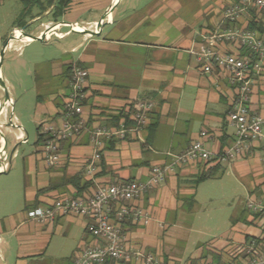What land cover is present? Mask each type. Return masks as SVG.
<instances>
[{"label":"crops","instance_id":"1","mask_svg":"<svg viewBox=\"0 0 264 264\" xmlns=\"http://www.w3.org/2000/svg\"><path fill=\"white\" fill-rule=\"evenodd\" d=\"M6 1L9 0H0V31L10 21L9 37L18 30L38 37L52 29L50 40L43 43L50 46L54 55L22 61L19 66L26 68L45 60L50 77L58 83L46 95V101L41 96L36 99L37 139L34 146L37 154L27 161L26 172L32 175V181L31 184L24 182L22 187V210L11 211L10 206L17 201L10 200L4 191H0V260L3 264H73L90 241L89 221L64 216L52 223H41L29 219V211L48 208L63 198H87L97 186L145 182L153 167L168 164L171 156L186 151L203 131L208 135L204 143L211 153H219L232 145L234 129L227 124L226 115L234 97L233 87L216 73H201L190 51L198 50L202 36L220 34L231 28L224 16L238 0H206L193 21L183 18L186 7L175 0L144 6L139 5V0H70L56 22L51 17L54 6L40 14L37 5L25 8L20 0L23 10L11 15L12 11L1 9ZM172 16L178 19L172 20ZM102 19V25L98 26ZM17 23L18 26H14ZM252 23L256 24L254 30L249 29ZM68 25L96 35L75 32ZM233 26L254 32L264 44V22L257 21L254 10L239 16ZM223 42L220 47L226 53L240 57L247 54L246 49ZM31 43L21 40L15 49L21 51ZM73 64L88 72V97L83 105L82 118L89 131L97 126L118 127L120 121L133 113V105L145 100L152 103L148 125L140 132L139 139L127 135L123 140L104 142L102 149L92 144L87 131L76 139L61 142L59 164L47 167L40 155L41 146L50 138L46 129H58L62 125L63 103L69 92ZM36 79L37 83L42 80L38 72L37 76L34 75L33 87ZM249 108L264 120V75L255 79L251 86ZM17 121L12 116L7 126L18 127L14 133L15 141V137L20 136L27 142ZM125 123L128 127L131 125L130 121ZM40 136L42 140L37 143ZM16 148L9 158L8 171L11 160L16 157ZM262 154L263 143L260 142L252 148L250 156L230 164L220 163L212 171L214 178L211 179L220 178L228 167L239 172L240 177L254 179ZM95 155L98 156L96 160ZM89 164L94 168L92 176L87 174ZM214 164L176 168L173 173L166 174L160 185L136 201L149 220L134 223L126 218L123 221L127 247L144 249L145 255L153 259L152 264L227 263V246L241 244L251 235L243 234L242 228L257 232L246 209L232 217L231 234L223 238L225 241L217 248L210 250L198 246L185 259L173 256L175 240L166 234L170 226L175 227L180 221L182 213L194 212L196 180L204 169ZM260 183L254 182L248 194L257 190ZM245 213L250 219L244 217ZM53 238L61 240L56 241L60 248L49 253ZM68 245L70 252L66 251ZM104 264L141 263L132 260Z\"/></svg>","mask_w":264,"mask_h":264},{"label":"built area","instance_id":"2","mask_svg":"<svg viewBox=\"0 0 264 264\" xmlns=\"http://www.w3.org/2000/svg\"><path fill=\"white\" fill-rule=\"evenodd\" d=\"M255 11L257 21L264 22V0H238L225 13V20L231 28L220 34L202 36V43L197 51H190L195 56L199 70L203 74L216 73L233 87L234 97L230 102V110L226 115L227 124L234 129L232 145L219 152L211 153L205 146L206 132H201L198 139L193 141L188 149L179 155L170 157V162L162 167L151 169L145 182L128 181L107 186H97L91 196L87 198H63L55 201L48 208H37L29 211L27 217L41 223H52L58 217L76 216L87 219V230L90 241L80 251L73 264H104L107 261L135 260L141 264H152V258L145 255L144 249H131L126 245L123 234V221L130 218L134 223L149 220L136 204L150 189L160 185L166 174L173 173L176 168L194 164L231 163L251 155L252 148L263 143V154L260 157L259 173L262 176L258 189L252 191L246 202L245 209L251 215V221L257 232L249 235L241 244L233 245L227 254L229 261L223 264H264V135L262 127L264 120L254 114L250 108L251 86L255 79L264 75V44L254 32L236 29L233 23L236 19ZM15 36V31L12 33ZM52 32L38 36L48 42ZM16 41H21L16 39ZM228 41L239 49H246L243 57L226 53L220 46ZM8 50H14L11 45ZM87 70L79 65L70 67L69 92L63 103V122L60 128H47L49 139L42 145L40 155L47 167L59 164V145L66 140H73L83 133L89 132L90 141L97 149H102L103 143L113 139L123 140L127 135L139 139L140 132L148 125V115L152 109L149 100L137 101L133 105V113L128 115L131 125L124 121L116 128L97 126L90 131L82 118L83 105L88 97L86 82ZM8 106V105H7ZM6 111V110H5ZM16 129L18 127L15 126ZM20 137V136H19ZM15 137L17 141L25 143L22 137ZM1 145V143H0ZM98 158L94 156V160ZM0 172H7L9 168L7 154L0 150ZM93 165L87 166V174L92 176ZM204 264H213L205 262Z\"/></svg>","mask_w":264,"mask_h":264},{"label":"rangeland","instance_id":"3","mask_svg":"<svg viewBox=\"0 0 264 264\" xmlns=\"http://www.w3.org/2000/svg\"><path fill=\"white\" fill-rule=\"evenodd\" d=\"M158 1L165 3L169 0H139V5L144 6ZM175 1L186 7V13L183 18L187 21L189 19L193 21L194 17H197L198 9L204 6L203 4L206 0ZM1 9L7 10V12L12 11L11 15H13L14 12L21 11L22 3L20 0H9L5 2ZM171 19L176 20L178 18L172 16ZM10 24V21L4 24V28L0 31L2 36L0 39V50L9 37ZM36 24L28 28L27 32ZM14 26H18V23ZM13 44L16 47L19 41ZM52 55L54 53L50 46H46L42 42L32 41L28 47L24 46L21 51L17 49L8 50L2 57L0 72L5 82L8 97L12 99V102L8 106H4L6 111L0 116V126L6 142L5 151L7 152L8 162L15 146H17V154L11 160L9 171L5 174H0V191H4L10 200L17 201V204L12 203V206H10L11 211L22 210L24 206L20 205L22 187L24 182L31 184L32 181V175H28L26 170L29 157L37 154V149L34 146L37 139V126L34 122L37 96H41L46 101V95L58 83V80L50 77V71L45 60H39L38 64L36 61L34 66H26V68L24 65L19 66V64L22 61L37 60L40 57L41 59L47 56L50 58ZM37 72L42 77V80L37 83L36 79L35 87H33L34 75L37 76ZM5 79H7V83ZM2 99L3 93L0 90V103H2ZM12 116L17 118V125L22 127L27 138L26 143L20 144V142L14 140L16 129L7 126L8 119ZM262 134L264 135V126ZM0 143L2 145L3 141L1 140ZM261 180L262 176L259 171L256 172L254 179H251L250 176L240 177L239 172L228 167L220 178L199 183L195 188L196 207L194 212L182 213L180 221L175 224V227L170 226L166 233L167 236L170 235L175 240L172 247L175 250L173 256L179 259L188 258L196 251L198 246L210 250L217 248L221 242L225 241L223 238L231 234L232 217L245 209V202L249 196L248 190L253 187L254 182L257 183ZM244 217L250 219L248 213H245ZM242 230V233L246 235L255 234L253 233L254 230H250V228H242ZM73 239H75L74 236ZM56 241L58 243L61 242L59 238H53L49 253H53L56 248H60ZM66 247L68 248H66V251L70 252L71 248H69V245ZM232 247L233 245L230 243L226 252L229 253ZM0 264H3L1 260Z\"/></svg>","mask_w":264,"mask_h":264},{"label":"trees","instance_id":"4","mask_svg":"<svg viewBox=\"0 0 264 264\" xmlns=\"http://www.w3.org/2000/svg\"><path fill=\"white\" fill-rule=\"evenodd\" d=\"M44 3H41V2ZM21 2L23 3L25 8H28L29 5L34 4L37 5L39 7L40 10V14H42L43 12H45L48 8H50L51 6H54L52 9V14L51 17L53 18V20L56 22L61 14L63 13V11L66 9V7L68 6L70 0H21ZM256 28V24L252 23L249 26L250 30H254ZM125 122L129 121L128 118L124 120ZM49 139V138H48ZM47 139V140H48ZM42 140V137L40 136L38 138L37 143H40ZM46 140V141H47ZM42 147V146H41ZM215 163V162H212ZM220 163H215L212 167L208 168V169H204L203 173L198 177V179L196 180V183L199 184L205 180L214 178V174L212 173V171L214 169H216L219 166ZM205 166L207 164H204ZM247 239V238H246ZM118 263V262H116ZM219 264H223V263H219Z\"/></svg>","mask_w":264,"mask_h":264},{"label":"water","instance_id":"5","mask_svg":"<svg viewBox=\"0 0 264 264\" xmlns=\"http://www.w3.org/2000/svg\"><path fill=\"white\" fill-rule=\"evenodd\" d=\"M102 22H103V19L98 23V26H101L102 25ZM70 27L71 30L75 31V32H79V33H82V34H89V35H96L94 32H91V31H82V30H77L75 29V26H72V25H68ZM20 31V33L24 36V37H27V38H30V41H38V42H44L42 38L40 37H35V36H31L29 34H26L23 32V30H18ZM49 32H52V29L48 30L46 33H49ZM13 38V35L11 34V36L9 37V39L6 40V42L4 43V45L2 46L1 50H0V67H1V62H2V57H3V54L6 52L7 50V47L9 45V42L10 40ZM0 90L2 91L3 93V99H2V103H0V109L4 108V106L6 105V102L10 99L8 97V94H7V89L5 87V82L3 81V78H2V74L0 72ZM0 137L3 141V144L0 145V150L4 151L5 152V140L3 138V135H2V132H1V126H0ZM3 161L0 160V166H3ZM3 172H0V174H2Z\"/></svg>","mask_w":264,"mask_h":264},{"label":"bare ground","instance_id":"6","mask_svg":"<svg viewBox=\"0 0 264 264\" xmlns=\"http://www.w3.org/2000/svg\"><path fill=\"white\" fill-rule=\"evenodd\" d=\"M75 29H77V30H80L79 28H77V27H75ZM16 39H20V40H22V41H30V38H27V37H24L21 33H20V31H15V36H13V38L11 39L12 40V42H11V45H13V43L15 42V40ZM10 102H9V100L6 102V105H8ZM4 112H5V107L4 108H2V109H0V116H2L3 114H4ZM24 139V138H23ZM1 137H0V142H1Z\"/></svg>","mask_w":264,"mask_h":264}]
</instances>
